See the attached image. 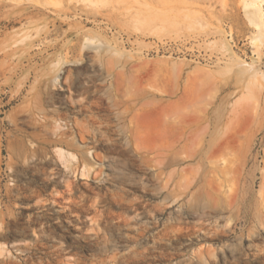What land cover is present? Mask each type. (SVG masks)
Returning a JSON list of instances; mask_svg holds the SVG:
<instances>
[{"label": "rangeland", "instance_id": "obj_1", "mask_svg": "<svg viewBox=\"0 0 264 264\" xmlns=\"http://www.w3.org/2000/svg\"><path fill=\"white\" fill-rule=\"evenodd\" d=\"M258 8L0 0V264H264Z\"/></svg>", "mask_w": 264, "mask_h": 264}, {"label": "bare ground", "instance_id": "obj_2", "mask_svg": "<svg viewBox=\"0 0 264 264\" xmlns=\"http://www.w3.org/2000/svg\"><path fill=\"white\" fill-rule=\"evenodd\" d=\"M257 11H258L257 12V19L255 17L256 21H254V24H256V26L258 25L259 28H262L263 29L264 28V18H263V16L260 13V8H258Z\"/></svg>", "mask_w": 264, "mask_h": 264}]
</instances>
